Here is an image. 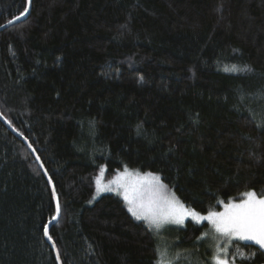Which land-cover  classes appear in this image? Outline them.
I'll use <instances>...</instances> for the list:
<instances>
[{
	"label": "trees",
	"instance_id": "1",
	"mask_svg": "<svg viewBox=\"0 0 264 264\" xmlns=\"http://www.w3.org/2000/svg\"><path fill=\"white\" fill-rule=\"evenodd\" d=\"M25 7L0 30V113L60 215L49 240L50 183L0 119V264H160L121 196L88 202L101 168L157 173L200 213L264 194V0H0V27ZM228 260L264 250L236 241Z\"/></svg>",
	"mask_w": 264,
	"mask_h": 264
},
{
	"label": "snow or ice",
	"instance_id": "2",
	"mask_svg": "<svg viewBox=\"0 0 264 264\" xmlns=\"http://www.w3.org/2000/svg\"><path fill=\"white\" fill-rule=\"evenodd\" d=\"M30 4V0H28ZM28 11L25 7L19 16V20ZM8 23H13L9 20ZM236 66L226 68L225 71H237ZM104 169L101 168V176ZM97 191L113 190L119 191L126 201L128 211L138 220H144L150 228L159 230L166 223L182 224L184 217L190 215L197 222L208 220L213 225L216 233L228 238L254 241L261 248H264V196L258 197L254 191L245 192L244 199L240 202L229 201L224 205L223 212H209L207 216L193 210H186L176 199L175 195L166 191L160 177L152 173L140 176L139 173L129 172L125 169L124 174H118L107 185H102L101 179L96 180ZM111 185H115L112 188ZM55 189L53 196L55 197ZM60 212V205L57 202L56 213ZM56 217L54 216L53 219ZM45 235L48 236V229L45 226ZM51 239V237H48ZM216 264H227L225 259L219 255L214 257Z\"/></svg>",
	"mask_w": 264,
	"mask_h": 264
},
{
	"label": "rangeland",
	"instance_id": "3",
	"mask_svg": "<svg viewBox=\"0 0 264 264\" xmlns=\"http://www.w3.org/2000/svg\"><path fill=\"white\" fill-rule=\"evenodd\" d=\"M126 169L129 172L139 173L140 176H143L146 173H152L153 175L160 177V175H158L157 173L150 171H142L133 168H126ZM124 171L125 169L118 171L115 174V176H113L111 179H106L104 177V174L101 176V172L99 173L98 177L101 179L102 185H107L108 182L113 180L118 174L123 175ZM111 187L115 188L116 186L111 185ZM166 191L168 193L175 195L174 191L171 188L168 189L166 187ZM250 191H254V190H250ZM254 192L257 194L258 197L264 196V194L258 193L256 191ZM107 193L117 194L123 198V196L119 193V191L105 190L98 192L97 184H96L95 190L91 195L90 199L88 200V202L93 203L96 199L101 197L103 194H107ZM175 197L184 206L186 210L196 211L190 208L189 206H187L185 203H183L176 195ZM242 199H244L243 195L239 199L231 200V201L238 203ZM225 204L227 203L222 204L221 209H216L209 212H223ZM209 212L207 213L198 212V213H200L201 216H207ZM188 222L196 224V226H202V227L200 233L196 238L197 241L192 245H187L186 247L185 245L179 243L180 240L176 231H178L179 229L180 230L185 229L187 227ZM150 229L157 238V246L160 255V261H159L160 264H216V260L214 257H216L217 255H219L221 259H225L227 261V264H232L229 262L228 259L230 255V249L234 242L240 241L244 243H255L254 241H250V240H240L237 238L224 237L221 234L215 232V229L213 228V225L211 224L210 221L201 220L197 222L190 215H186L184 217L182 224L170 222L164 224L159 230L155 228H150ZM262 249L264 250V248Z\"/></svg>",
	"mask_w": 264,
	"mask_h": 264
},
{
	"label": "water",
	"instance_id": "4",
	"mask_svg": "<svg viewBox=\"0 0 264 264\" xmlns=\"http://www.w3.org/2000/svg\"><path fill=\"white\" fill-rule=\"evenodd\" d=\"M29 10H30V7H28V11H27V13H26L24 16L20 17L19 20H16V19H15V20H13V23H11V24H10V23H7V24L1 26V27H0V30L5 29V28H8V27H10V26H12V25H14V24H17V23L23 21V20L28 16V14H29ZM0 119L2 120V122H3L4 124H6V125L12 130V132H13L14 134H16L18 137H20L21 139H23L24 142L27 144V146L29 147L30 151L33 153L34 157L38 160V162H39V164H40V167H41V169H42L44 175L46 176L48 182L50 183L51 189H52V191H53L54 187H53V185H52V182H51V180H50V177H49V175H48V172L46 171V169H45V167H44V164L42 163V161H41L39 155L37 154L36 150H35V149L33 148V146L31 145V143L29 142V140H28L26 137L20 135V134L14 129V128H12V126H11V125L9 124V122L3 117V115H2L1 113H0ZM57 202H58V200H57L56 195H55V203H56V205H57ZM58 203H59V202H58ZM59 215H60V212H59L58 215H57V213H56V216H55L56 218L53 219L51 222H49V224L47 225V229H48V236H47V238L50 236V235H49V231H50V228H51L52 224L58 219ZM48 239H49V238H48ZM49 240H51V239H49ZM54 247H55V250H56L57 255L59 256V254H58V250H57L55 244H54ZM59 260H60V258H59Z\"/></svg>",
	"mask_w": 264,
	"mask_h": 264
}]
</instances>
